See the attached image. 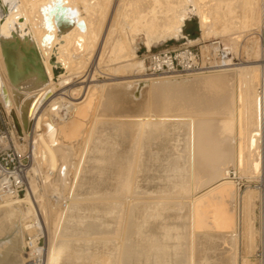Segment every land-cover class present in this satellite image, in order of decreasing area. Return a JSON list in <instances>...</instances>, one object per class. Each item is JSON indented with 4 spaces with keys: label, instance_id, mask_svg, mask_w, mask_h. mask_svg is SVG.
<instances>
[{
    "label": "bare ground",
    "instance_id": "6f19581e",
    "mask_svg": "<svg viewBox=\"0 0 264 264\" xmlns=\"http://www.w3.org/2000/svg\"><path fill=\"white\" fill-rule=\"evenodd\" d=\"M0 1V101L16 147L18 135L30 137L38 93L44 103L85 73L82 91L61 93L40 116L33 154L18 150L33 157L27 176L38 172L26 179L35 210L13 203L21 196H0V233L19 222L29 236L31 252L15 264L35 256L44 264H130L133 253L134 264H264V47L256 32L264 0ZM190 7L184 26L199 17L206 55L211 41L230 36L232 55L249 62L168 75L132 63L142 34L149 51L179 37ZM96 65L115 81L157 77L97 85L85 72ZM55 66L65 70L58 84ZM162 161L167 185L145 182ZM152 227L160 237L151 238ZM134 229L141 238L132 245Z\"/></svg>",
    "mask_w": 264,
    "mask_h": 264
},
{
    "label": "rangeland",
    "instance_id": "374dc122",
    "mask_svg": "<svg viewBox=\"0 0 264 264\" xmlns=\"http://www.w3.org/2000/svg\"><path fill=\"white\" fill-rule=\"evenodd\" d=\"M1 3V1H0ZM192 7H190L189 9H187L185 11V15L184 17L182 18V26L181 28L184 26V18H188V10H191ZM2 10L5 11V7H2ZM180 28V30H181ZM195 31H198V33L196 32V34H194ZM257 34H261V42H262V45L264 47V29H260V31H256ZM230 40V36H226L224 38H219L220 40L224 41L225 44H229V40ZM224 39V40H223ZM200 41V42H199ZM191 42H199V43H196V44H190ZM207 43V41H202V32H201V28H200V20H199V17L194 15L193 13L191 14V17L189 20H187L185 26L183 27V29L181 30L180 32V36L177 37V38H171L165 42H162V43H156L155 45L152 46L151 48V51L148 50L147 46H146V36L145 35H141L138 40L136 41V45H134V49H135V53H136V59H134V62H138V63H141L144 65V67H146V62L145 60L147 59V57L153 53V52H161V51H166V50H171V51H174V50H177V49H180L182 47H185V46H194V47H197V48H201V50H203L204 54L206 53V51H208V48H203L204 44ZM203 48V49H202ZM234 57L236 60H235V64H241V63H246V61H248L249 59L246 57H244L243 55H239L238 54H234ZM57 62V61H55ZM249 62V61H248ZM95 68V69H94ZM94 68H88L87 70H85V72L87 71H90L91 72V75H94L96 76V81L95 84H118V83H124V82H135V83H138V82H144L143 80L146 79V78H149V77H157V76H145V77H139V76H136L134 74H129V73H126L125 75H123L122 77H119L118 81H115L113 80L114 77H112L111 75H108L107 73H109L107 71L108 68H105V67H98V65H96ZM97 68H99V71L97 70ZM3 69V68H2ZM92 70V71H91ZM97 70V71H96ZM216 70H220V69H216ZM96 73H95V72ZM106 73H105V72ZM100 72V73H99ZM62 73H65V70L64 69H61L59 66H55V69H54V75H55V83H59L60 82V76H62L63 74ZM85 73H83V76ZM110 74V73H109ZM83 76L81 75L80 77L79 76H73L69 79H66L64 81V86H66V88H63L62 89H65L62 91L60 90H57L55 91L56 93H54L52 96L53 98H49L48 100H46L44 103H41L40 100L42 99L43 97V94L42 92L38 93V98H36V100L38 101V103H36L37 101L35 100L34 103H35V116H34V122H33V125H32V129L30 131V137H28L27 139H21V137L18 135L19 139H20V142H19V145H17V149L19 151H26L28 150V152H30V154H33V151L34 150V133L36 131V124L38 123V120L40 118V116L43 114V112H46V108L48 109L50 103L52 102V100H54V98L58 97L59 95H61V93H68L69 91H72L74 89H79L82 88L83 86H85L84 83H82V79H83ZM125 79V80H123ZM123 80V81H122ZM115 81V82H114ZM94 84V83H93ZM82 91V89L80 90ZM65 93V94H66ZM68 96H70L69 94H66L65 97L66 99L68 98ZM81 97V94L79 95ZM78 96V97H79ZM41 97V99H40ZM77 97V98H78ZM79 97V99H80ZM69 102L68 101H65V104L66 105H69L68 104ZM42 104V105H41ZM38 105V106H37ZM37 107V108H36ZM0 114L5 117L11 124V130L15 129L16 131V128L13 124V121H12V117L10 115H8V112L6 111L2 101H0ZM17 133V131H16ZM17 139V138H16ZM137 142V140H136ZM148 146H151V145H147L145 147L146 150L150 151L151 148H153L154 146H151L148 147ZM148 147V148H147ZM150 148V149H149ZM143 150V154H146V150ZM32 152V153H31ZM145 152V153H144ZM169 155V154H167ZM32 157V155H31ZM31 163H33V157H32V160H31ZM120 163H123L122 161ZM163 164V166L161 167H152L150 168V170H147L149 172V175H148V178H144L143 180H145V182L149 183L150 185H154L155 182L157 181L160 184H162V186L164 185H167V181H169V179L171 178L169 175H165V171L166 173H169V171L165 170L166 169V166L164 165L165 163L162 161L161 162V165ZM32 166L33 164L30 165V168L32 170ZM154 168V169H153ZM116 169V167H115ZM154 170L155 172L152 171ZM157 170V171H156ZM31 172V171H30ZM28 174V176H30L31 174ZM33 175H38V172L37 170H33V172H31ZM153 174V175H152ZM89 175V174H87ZM87 178H85V187H89L88 185H91L92 186V182H93V179H91L92 181H87L88 180V177L90 176H87ZM176 175V174H175ZM26 177L27 180L29 177ZM154 178H153V177ZM148 180V181H147ZM179 180V179H177ZM247 180V179H245ZM152 182V184L150 183ZM88 183H91V184H88ZM28 184V183H27ZM165 187V186H164ZM29 187H27V194L24 192L21 196L20 199L16 200L15 202H13L14 204L16 203H20L21 207H22V210L26 213H28L30 211V209H34L35 210V205L33 203V200H32V194L30 193V191L28 190ZM255 192H258V191H255ZM26 194V195H25ZM94 202V204H98V201H92V200H88L87 202ZM116 200L112 201L114 203H117L119 200H117V202H115ZM122 201V200H120ZM119 201V202H120ZM86 202V201H85ZM83 203V204H86V205H92L90 204H87L86 203ZM125 202V200H124ZM101 203V202H100ZM261 210H262V204H261V201L260 199H257L254 201V229H255V233L257 232L258 235H256V245H257V252L256 254H254V256L256 258H260L261 255H262V252H261V229H262V225H261ZM3 217V213H0V220L1 218ZM143 221L140 222V225L144 224V222L142 223ZM154 222H152V226H153ZM15 225L17 227V230L15 228H10L11 230H7L8 228L5 229V231H2V233H0V264H15V259H17V255H22L23 253H29L31 252V250H29L28 248V245L27 243L29 242L28 240V234L26 231H24V228L20 226L19 222L16 223L15 222ZM144 226V225H143ZM15 229V230H14ZM141 229H134L133 231H131L130 233H134L133 235V239L131 241V243H133L132 245H134L135 243H139L140 241V236L141 235H137L135 234V232L139 231ZM152 232L151 235H152V239H156L158 237H160V233H162V231H160L159 229L157 228H153L152 227ZM15 233V234H14ZM124 235H126V233L123 234V238L125 237ZM162 238V237H161ZM143 242L145 243L146 240L144 239ZM161 243L164 244V241H161ZM44 245H46L45 241L42 239L41 242H40V246L41 247H44ZM142 252L144 253L145 250H142ZM16 253V254H15ZM131 254V253H129ZM142 254V253H141ZM15 255V257H13ZM134 253L132 254V257H133ZM130 256V255H129ZM260 256V257H258ZM129 258V263L130 264H134V258H135V255L133 258ZM142 260L145 259L144 255L143 257L141 258ZM133 260V261H132ZM14 263H13V262ZM19 264H22L19 263Z\"/></svg>",
    "mask_w": 264,
    "mask_h": 264
},
{
    "label": "built area",
    "instance_id": "2783aa9c",
    "mask_svg": "<svg viewBox=\"0 0 264 264\" xmlns=\"http://www.w3.org/2000/svg\"><path fill=\"white\" fill-rule=\"evenodd\" d=\"M209 44L207 55L200 47L194 46H185L174 51L153 52L145 60L146 73L150 75L187 74L203 70L226 69L231 66V62H235L229 47L222 40L215 39ZM30 164V154L25 155L18 151L11 124L0 114V196L16 197L27 192L26 173ZM42 239L46 243V240ZM42 239L39 240V245ZM28 264H44V259L39 256L31 257Z\"/></svg>",
    "mask_w": 264,
    "mask_h": 264
},
{
    "label": "water",
    "instance_id": "95a60500",
    "mask_svg": "<svg viewBox=\"0 0 264 264\" xmlns=\"http://www.w3.org/2000/svg\"><path fill=\"white\" fill-rule=\"evenodd\" d=\"M60 8V6H57V9H59ZM56 18L58 19V22L60 21V23H61V25H63L62 23H63V18H61V16H60V14H58L57 16H56ZM61 30H63V29H61ZM144 84V83H143ZM142 87H145V85H141Z\"/></svg>",
    "mask_w": 264,
    "mask_h": 264
},
{
    "label": "trees",
    "instance_id": "16d2710c",
    "mask_svg": "<svg viewBox=\"0 0 264 264\" xmlns=\"http://www.w3.org/2000/svg\"><path fill=\"white\" fill-rule=\"evenodd\" d=\"M196 32L198 33V31H195L194 34H196Z\"/></svg>",
    "mask_w": 264,
    "mask_h": 264
}]
</instances>
